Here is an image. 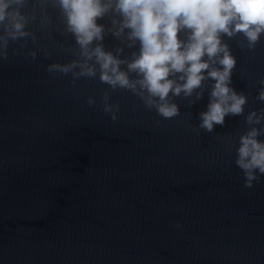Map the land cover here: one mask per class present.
Masks as SVG:
<instances>
[{"label":"water","instance_id":"water-1","mask_svg":"<svg viewBox=\"0 0 264 264\" xmlns=\"http://www.w3.org/2000/svg\"><path fill=\"white\" fill-rule=\"evenodd\" d=\"M47 11L52 27L30 24L37 42H11L0 61V264H264V176L246 188L235 164L246 116L264 109V36L251 51L225 37L237 60L231 86L248 102L208 133L198 128L208 90L191 106L194 95L175 97L180 115L164 119L99 75L73 85L49 73L75 59V40ZM103 43L123 57L138 51L110 34ZM38 49L50 58L33 61ZM105 91L120 106L115 122Z\"/></svg>","mask_w":264,"mask_h":264},{"label":"clouds","instance_id":"clouds-1","mask_svg":"<svg viewBox=\"0 0 264 264\" xmlns=\"http://www.w3.org/2000/svg\"><path fill=\"white\" fill-rule=\"evenodd\" d=\"M49 7L59 11L63 34L75 40L66 49L75 59L50 64L49 73L71 74L73 85L99 75L101 83L131 92L164 119L180 115L175 97L194 95L191 106L208 90L198 126L208 133L224 126L226 117L244 114L248 98L231 86L237 60L225 37L242 36L240 49L254 50L264 36V0H0V61L8 59L11 42L24 41L22 48L29 38L37 42L30 24L39 20L42 32L52 27ZM105 18L110 26L98 23ZM109 34L126 41L127 48L138 45V51L123 57V47L106 50L103 41ZM38 51L50 58L46 49H38L28 53L33 61ZM258 84L257 100L264 102V79ZM109 100L105 91L103 110L115 122L120 106ZM95 103L88 98L89 106ZM245 122L248 130L239 137L235 164L244 173V187L251 189L264 176V140L259 139L264 137V109L251 111Z\"/></svg>","mask_w":264,"mask_h":264}]
</instances>
